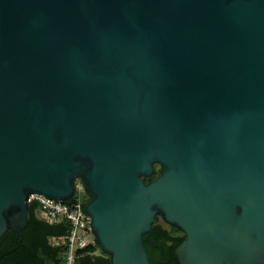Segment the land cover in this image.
<instances>
[{
    "label": "water",
    "instance_id": "water-1",
    "mask_svg": "<svg viewBox=\"0 0 264 264\" xmlns=\"http://www.w3.org/2000/svg\"><path fill=\"white\" fill-rule=\"evenodd\" d=\"M77 180L111 264H264V0H0V241Z\"/></svg>",
    "mask_w": 264,
    "mask_h": 264
},
{
    "label": "trees",
    "instance_id": "trees-1",
    "mask_svg": "<svg viewBox=\"0 0 264 264\" xmlns=\"http://www.w3.org/2000/svg\"><path fill=\"white\" fill-rule=\"evenodd\" d=\"M159 175L160 170H156L151 178L145 179V182L149 183ZM89 202L90 198L86 206ZM69 231L68 222L50 225L42 220L36 205L32 204L23 239L21 240L19 235L11 230L0 241V264H64L67 246L64 244L54 246L51 240L63 238ZM184 240L185 235L181 231L171 226L170 230H166L161 225H154L151 233L144 238L150 263L180 264L176 249ZM151 241H155L157 247L154 248ZM78 264H111V261L97 244L79 252Z\"/></svg>",
    "mask_w": 264,
    "mask_h": 264
},
{
    "label": "built area",
    "instance_id": "built-area-1",
    "mask_svg": "<svg viewBox=\"0 0 264 264\" xmlns=\"http://www.w3.org/2000/svg\"><path fill=\"white\" fill-rule=\"evenodd\" d=\"M88 198L80 180L75 182V194L69 201H54L38 194L29 198L30 205H36L40 218L48 224H70V231L65 237L51 240L54 246H67L64 264H78L79 252L98 244L90 228L91 218L86 212Z\"/></svg>",
    "mask_w": 264,
    "mask_h": 264
},
{
    "label": "rangeland",
    "instance_id": "rangeland-1",
    "mask_svg": "<svg viewBox=\"0 0 264 264\" xmlns=\"http://www.w3.org/2000/svg\"><path fill=\"white\" fill-rule=\"evenodd\" d=\"M155 169L160 170V167L156 166ZM158 219L159 218H157L155 225H161L164 229L170 230V226L168 224H166L161 218L159 220Z\"/></svg>",
    "mask_w": 264,
    "mask_h": 264
},
{
    "label": "flooded vegetation",
    "instance_id": "flooded-vegetation-1",
    "mask_svg": "<svg viewBox=\"0 0 264 264\" xmlns=\"http://www.w3.org/2000/svg\"><path fill=\"white\" fill-rule=\"evenodd\" d=\"M154 242H155V241H151V243H152L153 246H154ZM154 248H155V247H154ZM146 249H147V247H146Z\"/></svg>",
    "mask_w": 264,
    "mask_h": 264
}]
</instances>
